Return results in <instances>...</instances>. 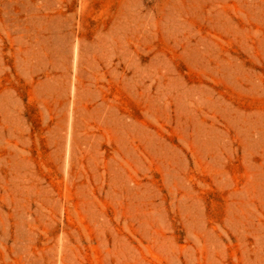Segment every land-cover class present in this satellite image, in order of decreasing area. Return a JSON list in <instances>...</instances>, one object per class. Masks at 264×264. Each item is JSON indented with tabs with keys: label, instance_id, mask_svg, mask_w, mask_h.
I'll list each match as a JSON object with an SVG mask.
<instances>
[{
	"label": "rangeland",
	"instance_id": "obj_1",
	"mask_svg": "<svg viewBox=\"0 0 264 264\" xmlns=\"http://www.w3.org/2000/svg\"><path fill=\"white\" fill-rule=\"evenodd\" d=\"M0 264H264V0H0Z\"/></svg>",
	"mask_w": 264,
	"mask_h": 264
}]
</instances>
